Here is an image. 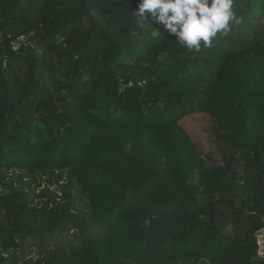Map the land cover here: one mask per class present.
Masks as SVG:
<instances>
[{"label":"trees","instance_id":"trees-1","mask_svg":"<svg viewBox=\"0 0 264 264\" xmlns=\"http://www.w3.org/2000/svg\"><path fill=\"white\" fill-rule=\"evenodd\" d=\"M136 2L0 0V264H264V0L199 52Z\"/></svg>","mask_w":264,"mask_h":264},{"label":"clouds","instance_id":"clouds-1","mask_svg":"<svg viewBox=\"0 0 264 264\" xmlns=\"http://www.w3.org/2000/svg\"><path fill=\"white\" fill-rule=\"evenodd\" d=\"M132 15L138 27L145 21L162 25L179 46L195 52L213 47L218 34L227 35L242 22L234 0H137ZM159 34L158 29L153 32Z\"/></svg>","mask_w":264,"mask_h":264},{"label":"rangeland","instance_id":"rangeland-1","mask_svg":"<svg viewBox=\"0 0 264 264\" xmlns=\"http://www.w3.org/2000/svg\"><path fill=\"white\" fill-rule=\"evenodd\" d=\"M261 23L264 22V13L260 16ZM259 22V24H260ZM264 36V32L262 33ZM241 42V40H238ZM180 121L183 122V125L187 128V130L193 135V137L200 143V146L202 147L201 149L203 151L208 150V144L207 140L205 139L204 135L206 134L205 132L203 133L200 129V122H201V117L197 114L195 115H189L185 116L183 119L181 118ZM37 183L40 184V187H35V191H38V189L43 188V184L40 180H37Z\"/></svg>","mask_w":264,"mask_h":264},{"label":"built area","instance_id":"built-area-1","mask_svg":"<svg viewBox=\"0 0 264 264\" xmlns=\"http://www.w3.org/2000/svg\"><path fill=\"white\" fill-rule=\"evenodd\" d=\"M19 43H13V48L16 49ZM255 244H256V257L264 259V227L259 228L255 234Z\"/></svg>","mask_w":264,"mask_h":264}]
</instances>
